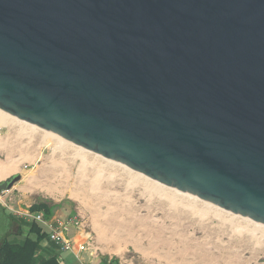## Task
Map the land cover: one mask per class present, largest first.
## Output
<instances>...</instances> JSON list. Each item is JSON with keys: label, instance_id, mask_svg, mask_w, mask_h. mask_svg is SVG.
Masks as SVG:
<instances>
[{"label": "water", "instance_id": "water-1", "mask_svg": "<svg viewBox=\"0 0 264 264\" xmlns=\"http://www.w3.org/2000/svg\"><path fill=\"white\" fill-rule=\"evenodd\" d=\"M0 110L264 225V0H0Z\"/></svg>", "mask_w": 264, "mask_h": 264}, {"label": "rangeland", "instance_id": "rangeland-1", "mask_svg": "<svg viewBox=\"0 0 264 264\" xmlns=\"http://www.w3.org/2000/svg\"><path fill=\"white\" fill-rule=\"evenodd\" d=\"M8 123H0V166L15 168L1 181L20 176L9 191L28 205L70 206L72 216L84 218L95 255L122 264H264L261 233L248 231L258 223L212 204L209 216L192 214L186 210L188 197L183 201L176 193L175 200L166 201L173 188L154 193L135 181L131 169L25 123ZM202 202L197 201L199 210Z\"/></svg>", "mask_w": 264, "mask_h": 264}, {"label": "trees", "instance_id": "trees-1", "mask_svg": "<svg viewBox=\"0 0 264 264\" xmlns=\"http://www.w3.org/2000/svg\"><path fill=\"white\" fill-rule=\"evenodd\" d=\"M6 185V182L2 183L0 185V191H2ZM53 207L54 203L40 202L35 203L31 207V210L43 211L46 218H50L51 209ZM21 225L22 222L8 215L0 204V264H60L57 255L49 256V258L41 254L37 255L42 248V241L48 237L42 227L32 222L29 225L27 236L20 238L22 234ZM101 264L121 263L117 258L109 260L108 257H105L102 259Z\"/></svg>", "mask_w": 264, "mask_h": 264}, {"label": "crops", "instance_id": "crops-1", "mask_svg": "<svg viewBox=\"0 0 264 264\" xmlns=\"http://www.w3.org/2000/svg\"><path fill=\"white\" fill-rule=\"evenodd\" d=\"M4 197L5 199H8L13 204L15 209H23L26 207H32L34 205V204L28 205L27 203H24L22 196H15L13 195L11 191L7 195H4ZM5 211L8 215L15 217L19 222H22V225H21L22 234L20 235V238L27 236L29 232V225L32 222H27L23 219H20L14 216L8 210H5ZM72 215L73 214L71 213L70 206H67L66 204H62V202H59L57 204L54 203V207L51 209L50 218H47V219L54 221V222L58 220L64 221V220L69 219L70 217H73ZM43 231L47 234L48 237L42 241V244H41L42 248L37 253V255L41 254V255H44L46 258H49V256H52V255H57V258L60 264H101L102 259L107 257L104 255H95L96 254L95 247H94V250L92 251L89 250L87 252L78 253L77 255H79V257H77L75 253L64 252L61 250V248L56 243L50 240L48 232L45 231L44 229ZM66 235L76 244L83 243L88 238V235L86 232L74 226L71 227L69 233ZM108 258L109 260H111L113 259V256H109Z\"/></svg>", "mask_w": 264, "mask_h": 264}, {"label": "built area", "instance_id": "built-area-1", "mask_svg": "<svg viewBox=\"0 0 264 264\" xmlns=\"http://www.w3.org/2000/svg\"><path fill=\"white\" fill-rule=\"evenodd\" d=\"M2 128L0 127V132ZM10 191L5 190L0 193V204L5 210H8L12 215L23 219L27 222H35L39 224L45 231L48 232L51 241L56 243L62 251L75 253L77 257L78 253L94 250V240L90 236L91 233H87V224L84 218L80 215L70 217L67 220L51 221L46 218L45 214L41 211H32L31 207L23 209H15L13 204L5 199L4 195H7ZM77 227L87 233L88 238L85 242L76 244L66 234L69 233L71 227Z\"/></svg>", "mask_w": 264, "mask_h": 264}, {"label": "bare ground", "instance_id": "bare-ground-1", "mask_svg": "<svg viewBox=\"0 0 264 264\" xmlns=\"http://www.w3.org/2000/svg\"><path fill=\"white\" fill-rule=\"evenodd\" d=\"M8 120H10V121H12L13 123L14 122H22V123H25L26 125H30L32 128H34V129H40V130H42V131H44V132H46V133H48V134H50V135H52V137L53 136H55L57 139H59V141H61L62 143H69L70 144V142H68V141H66V140H64L63 138H61L60 136H58V135H56L55 133H52V132H50V131H48V130H45V129H42V128H39V127H37V126H34V125H31V124H29V123H26V122H23V121H21V120H19V119H17V118H15V117H13L12 115H10V114H8V113H6V112H4V111H2V110H0V123L2 124V125H10L9 123H8ZM52 139V138H51ZM81 148V147H80ZM81 150L83 151V152H86L87 150H85V149H83V148H81ZM104 158V157H103ZM104 159H106L108 162H111V163H117V164H120V165H122L123 167H125V168H128V167H126L125 165H123V164H121V163H119V162H117V161H114V160H111V159H108V158H104ZM83 162H85V160H83ZM84 164V166H86V164L85 163H83ZM88 164V163H87ZM14 168H15V166L13 165L12 167H9V168H5V167H1L0 166V181L2 180V179H4V178H6L10 173H12V172H14ZM129 169V168H128ZM16 170V169H15ZM130 170V169H129ZM132 173H134V171H132V170H130ZM139 175H141V174H139V173H136L135 172V181H137V182H142V183H144L143 185H146V186H148V187H152V189H153V191H154V193L156 192V193H161V192H163V189H162V187H167V186H165V185H163V184H161V183H158V182H156V181H153V180H150V179H148V178H143L142 179V177L141 176H139ZM152 181V182H151ZM32 183V182H31ZM34 184V183H33ZM145 186V187H146ZM168 188H170V187H168ZM170 189H172V188H170ZM150 190V189H149ZM167 191V190H166ZM165 190H164V192H166ZM180 190H175V189H173V193H169V195H167V194H165L166 196L164 197L165 199H166V201L168 200V202L171 200V199H176L175 197H176V193H179V194H181V195H183V197H182V199L181 200H183V199H185V197H188L187 199L188 200H186L185 202H187L188 204V208H186V206H183V208H186V210L187 211H190L192 214H199V215H202V216H209V214H210V209H212L214 206H212L211 204H208V202H206V201H204V202H202V203H204V205H203V207H202V209H201V207H200V209L201 210H199L198 208H197V201L198 200H201V199H199V198H197V197H195V196H193V195H191V194H188V193H186V192H183V191H180ZM151 192V191H150ZM164 192H163V194H164ZM167 193V192H166ZM162 195V194H161ZM188 195H190V196H192V198L191 197H189ZM195 199H194V198ZM197 199V200H196ZM181 200L179 201V202H181ZM172 201V200H171ZM184 201V200H183ZM201 201H203V200H201ZM177 204H178V202H177ZM177 204H176V206H177ZM173 205H174V203H173ZM179 205V204H178ZM217 207V206H216ZM178 208V207H177ZM214 209V208H213ZM223 210V209H222ZM226 211V210H225ZM189 212V213H190ZM213 212V211H212ZM214 213H216V212H214ZM216 215H217V217H221V212L219 213L218 212V214L216 213ZM215 215V216H216ZM242 217V216H241ZM243 219H246V220H249V221H253V220H251V219H248V218H246V217H242ZM224 221V220H223ZM232 221V220H231ZM253 222H255V221H253ZM232 223V222H231ZM255 223H257V222H255ZM259 224V223H258ZM234 225V224H233ZM261 225V226H260ZM235 226H236V224H235ZM237 226L239 227V229H242V230H245L247 227H241V226H239L238 224H237ZM259 226L260 227H258V226H256L254 229H248V231L249 232H251L252 233V235H254V233L256 232V231H258L259 233H261V236H262V239L264 240V225H262V224H259ZM238 229V228H237ZM246 229V230H247ZM245 230V231H246ZM247 232V231H246Z\"/></svg>", "mask_w": 264, "mask_h": 264}]
</instances>
